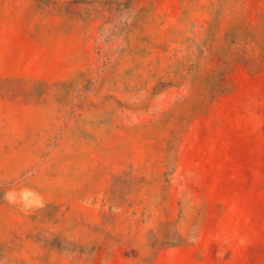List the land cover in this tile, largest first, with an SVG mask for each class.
Returning <instances> with one entry per match:
<instances>
[{
  "label": "rangeland",
  "instance_id": "1",
  "mask_svg": "<svg viewBox=\"0 0 264 264\" xmlns=\"http://www.w3.org/2000/svg\"><path fill=\"white\" fill-rule=\"evenodd\" d=\"M0 264H264V0H0Z\"/></svg>",
  "mask_w": 264,
  "mask_h": 264
}]
</instances>
